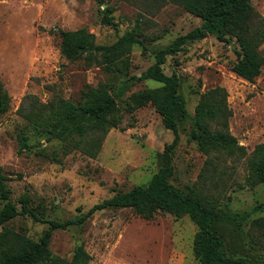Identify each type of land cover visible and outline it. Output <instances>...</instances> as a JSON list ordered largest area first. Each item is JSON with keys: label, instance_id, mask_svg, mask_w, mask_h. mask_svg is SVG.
<instances>
[{"label": "rangeland", "instance_id": "374dc122", "mask_svg": "<svg viewBox=\"0 0 264 264\" xmlns=\"http://www.w3.org/2000/svg\"><path fill=\"white\" fill-rule=\"evenodd\" d=\"M99 1L0 0V82L10 97L8 111L0 115V167L8 177L10 198L17 203L28 197L44 221L69 223L50 230V264H70L79 246L90 255L88 264H199L192 251L197 227L188 216L156 212L146 220L123 208L83 217L117 192L146 186L163 165L172 133L152 106L135 107L129 97L159 86L135 79L153 64V51L201 23L171 0ZM249 2L264 17V0ZM135 24L143 33L145 52L133 45L127 61L115 63L110 71L99 66V55L88 61L85 53L73 59L60 53L57 29L84 30L96 45H110ZM235 48L214 33L185 44L161 66L163 74L178 77L185 109L176 116L179 143L171 156L169 182L176 188L210 187L202 170L206 156L188 139L201 92L215 86L226 90L228 130L247 154L264 142V64L253 83L241 79L231 70ZM99 85L115 99L109 115L115 126L102 137L87 131L64 140L50 138L54 118L48 106L59 101L83 104L82 92ZM18 136L27 145L19 153ZM219 171L229 177L215 222L224 252L264 264L259 256L264 252H252L246 236L251 219L264 215L254 212L264 209V184L252 190L232 185V180L242 184L247 175L245 158L220 163L215 180ZM48 230L47 222L14 218L0 226V256L17 247L29 251Z\"/></svg>", "mask_w": 264, "mask_h": 264}, {"label": "trees", "instance_id": "16d2710c", "mask_svg": "<svg viewBox=\"0 0 264 264\" xmlns=\"http://www.w3.org/2000/svg\"><path fill=\"white\" fill-rule=\"evenodd\" d=\"M171 1L199 18L201 23L188 33L177 36L163 48L153 51V64L135 79L152 80L159 86L133 92L129 97L135 107L152 106L160 116L163 128L172 133V140L164 146L162 153L163 165L146 186H134L126 192H117L93 205L83 217L103 209L123 208L131 209L146 220L151 219L156 212H165L176 218L188 216L197 227L192 251L199 264H254L242 255L225 254L222 239L215 232L219 202L224 199L220 192L229 182V177L221 171L217 174V180L214 179V175L220 163H224L226 159L245 158L247 175L242 184L232 180V185L252 190L264 184V142L255 145L247 154L245 147L239 145L228 130V117L231 112L227 104L226 90L220 86L209 88L199 94L194 106V127L188 139L194 141L199 152L206 156L202 170L210 187L206 190L195 184L186 186L183 190L174 187L169 182V177L173 172L171 156L179 143L176 116L177 113L181 115L185 113V109L178 93V77L174 73L170 76L163 74L161 66L165 63L166 57L180 52L185 44L200 41L215 33L218 41L233 43L236 46L237 59L231 67L232 72L241 79L253 83L264 64L262 47L264 17L253 8L249 0ZM138 28L135 24L131 30L124 32L110 45H96L92 35L84 30L57 29L56 32L60 36L59 50L64 57L73 59L85 53L88 54L87 60L91 61L94 55H99L101 58L97 61L99 66L104 71H110L115 63L127 61L133 45H141L145 52L141 40L143 33ZM82 95L85 102L80 105L59 101L48 106L54 118V124L49 131L50 138L64 140L72 135L82 136L87 131H93L102 137L115 126L109 115L115 110L116 102L103 85L87 89ZM9 102L10 97L0 82V115L8 111ZM17 141L19 153L27 145L21 136L17 137ZM206 173L210 177L209 180L205 176ZM7 181L8 177L0 167V226L14 218L26 216L36 222H47L49 230L29 251L17 247L0 256V264H50L54 259L48 248L50 230L64 229L69 223L44 221L29 206L28 197L19 198L17 203L12 201L6 186ZM254 212L263 213L264 209L256 207ZM83 217L80 220H83ZM246 236L247 245L252 252H264V215L251 219ZM90 260V255L79 246L70 264H88Z\"/></svg>", "mask_w": 264, "mask_h": 264}]
</instances>
